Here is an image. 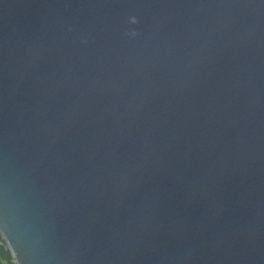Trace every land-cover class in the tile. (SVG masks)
Instances as JSON below:
<instances>
[{"label":"water","instance_id":"water-1","mask_svg":"<svg viewBox=\"0 0 264 264\" xmlns=\"http://www.w3.org/2000/svg\"><path fill=\"white\" fill-rule=\"evenodd\" d=\"M7 264H264V0H0Z\"/></svg>","mask_w":264,"mask_h":264},{"label":"trees","instance_id":"trees-1","mask_svg":"<svg viewBox=\"0 0 264 264\" xmlns=\"http://www.w3.org/2000/svg\"><path fill=\"white\" fill-rule=\"evenodd\" d=\"M10 259L9 255L4 256L3 250H0V264H7L6 261Z\"/></svg>","mask_w":264,"mask_h":264}]
</instances>
